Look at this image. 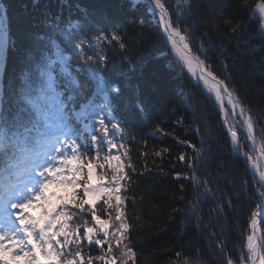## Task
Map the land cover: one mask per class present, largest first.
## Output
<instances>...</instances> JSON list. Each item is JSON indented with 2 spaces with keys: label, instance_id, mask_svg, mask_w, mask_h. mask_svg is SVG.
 <instances>
[{
  "label": "trees",
  "instance_id": "obj_1",
  "mask_svg": "<svg viewBox=\"0 0 264 264\" xmlns=\"http://www.w3.org/2000/svg\"><path fill=\"white\" fill-rule=\"evenodd\" d=\"M57 1L52 6L41 0H0V5L7 8L11 44L3 66L0 96L15 107L16 92L25 69H33L32 78L36 79L35 59L49 47L47 39H39L49 33L43 24L47 14L62 12L66 20L71 18L81 23L88 20L89 25L94 23L109 38L114 28H118L126 49L107 41L103 45L107 57L104 78L119 88L118 93L110 94L114 111L106 116V123L114 117L126 130L123 135L117 133L109 138L117 144L111 154L121 157L128 174L126 182H122L127 189L121 193L126 197L122 210L129 224L128 236L136 253V264H179L178 252L182 258L202 260L204 264H225L226 257L233 264H240L241 253L247 250V236L252 231L253 212L260 202L259 191L263 189L249 174L248 161L231 149L232 143L215 102L183 69L178 56L166 43L148 2ZM164 2L169 12L178 8L177 0ZM258 3L259 0H191L192 15L180 24L182 30L191 29L186 35L192 51L205 61L210 71L224 79L221 60L228 64L229 86L238 89L244 104L256 117L264 109V68L250 63L251 58L264 55V41L250 39L256 37L261 23L260 16L254 12ZM172 20H177L175 14ZM227 21L232 25L240 23L241 30L232 33ZM84 30L89 36L92 34L88 26ZM58 40L61 47L66 44L68 49H73L63 33ZM201 42L208 49L207 56L200 48ZM221 47L227 50L226 55H221ZM66 54L74 66L79 65L72 51ZM87 54L94 55L92 51ZM233 57L238 58L235 63ZM76 71L82 87L70 106L77 111L76 107L91 102L97 110L103 108L104 97L98 92L95 78L80 72L78 67ZM100 115L105 113L101 111ZM95 119L98 121L99 116ZM226 121L229 123L228 115ZM260 129L255 127L258 144L264 142V127ZM192 145L201 152L196 154ZM242 149H249L248 143ZM107 154L106 148L100 152L101 157ZM181 155L184 160L180 159ZM94 156V151L89 152L82 158L83 162L87 164ZM100 163H104L103 159ZM104 173L110 177L107 165L96 169V183L101 182L99 177ZM193 176L199 181L193 180ZM200 181H206V185ZM104 183L107 184V179ZM205 186L212 193L201 196L200 211L187 217L185 212L194 197L204 192ZM107 211L111 210L104 208L102 200L96 202V214L101 219H109ZM84 220L94 226L87 213ZM75 223L83 225L79 214L70 221L72 225ZM261 234L264 236V219ZM81 254L86 264L88 256L93 257L92 264H101L96 257L104 255L99 246L90 247L86 241ZM113 255L118 253L114 251Z\"/></svg>",
  "mask_w": 264,
  "mask_h": 264
},
{
  "label": "snow or ice",
  "instance_id": "obj_2",
  "mask_svg": "<svg viewBox=\"0 0 264 264\" xmlns=\"http://www.w3.org/2000/svg\"><path fill=\"white\" fill-rule=\"evenodd\" d=\"M149 3L154 14L158 10L159 21L164 24L168 39L182 64L198 82H203L226 118L229 111L241 118L240 123L246 129L243 138L245 142L251 140V152L258 150L259 155L242 152L241 137L233 126L229 127L231 143L234 151L242 153L250 163L258 177L257 184L264 188V142H257L251 109L244 104L238 89L234 85L229 86L231 74L227 72L228 64L221 60L225 69V78L221 79L209 70L198 54L193 53L186 35L191 29L182 30L180 27L181 22L192 15L191 0H177L178 8L173 12H169L164 0H149ZM256 8L261 23L256 37L250 39L264 41V0H259ZM173 14L177 16L175 22L172 20ZM7 19V8L0 5V65L6 63L10 45ZM44 22L49 33L39 39H47L49 47L35 59L36 79L32 78L33 69H25L16 92L15 107L0 96V264H17L18 261L25 264H86V258L81 254L85 241L90 247L99 246L104 253L96 257L101 264H117L118 259L119 264H136V253L128 236L129 224L122 210L126 197L121 193L127 190L122 182H126L128 174L121 157L111 154L117 144L109 138L117 133L123 135L126 130L114 117L106 123V116H111L114 111L110 94L118 93L119 88L104 78L107 65L104 41L108 44L118 43L122 50L126 49V45L118 35V28H114L109 38L94 23L89 25L88 20H83V23L71 18L66 20L62 12L47 14ZM227 23L232 33L242 28L240 23ZM84 26L92 29L90 36ZM61 33L68 38L74 50L68 49L66 44L61 47L62 38L58 40ZM200 48L207 56L208 49L204 48L203 42ZM66 51H72L78 57V66L73 65ZM87 51H92L94 55H88ZM220 51L221 55L227 54L223 47ZM29 55L34 56L33 53ZM237 59L233 57V63ZM250 63L264 68V55L259 59L251 58ZM77 67L80 72L95 78L98 92L104 97L103 108L97 110L91 102L82 105L79 111L70 106L82 87ZM225 104L230 108H225ZM101 111L105 113L104 116L100 115ZM96 116H99L98 121ZM90 118L91 123H88ZM105 148L108 154L101 157L100 152ZM192 148L196 154L201 152L196 145H192ZM92 151L95 156L85 164L82 158ZM101 159L103 164L100 163ZM180 159L184 160L185 157L181 155ZM113 161L119 163L113 164ZM105 165L110 169V177L104 173L99 177L101 182L96 183V169H104ZM105 179L107 184L104 183ZM192 179L199 181L195 176ZM200 183L206 185V181ZM54 188L56 191H53ZM60 188L66 189L67 194L61 195ZM211 193L212 190L205 186L204 192L194 197L185 215L195 216L200 211V197ZM259 195L264 200V191H259ZM101 200L104 208L111 210L106 212L108 220L96 214V202ZM37 208L40 209L39 213L34 211ZM85 213L91 217L94 226H89V221L84 220ZM78 214L83 225L70 224ZM255 215L253 213L252 231L247 236V250L242 251L240 264H245V260L248 264H264V236L256 234ZM199 223L200 217L197 216ZM101 235L103 239L99 238ZM114 251L118 256L113 255ZM176 256L179 264H204L202 260L182 258L179 252ZM92 260L93 257L88 256L87 264H92ZM225 264L233 262L226 257Z\"/></svg>",
  "mask_w": 264,
  "mask_h": 264
},
{
  "label": "rangeland",
  "instance_id": "obj_3",
  "mask_svg": "<svg viewBox=\"0 0 264 264\" xmlns=\"http://www.w3.org/2000/svg\"><path fill=\"white\" fill-rule=\"evenodd\" d=\"M254 12H256L255 11V9H254ZM259 13V12H258ZM260 15V14H259ZM260 19H261V17H260ZM175 54H177V53H175ZM178 56V55H177ZM194 81H197L196 79H195V77L194 76H190ZM198 82V81H197ZM203 86V85H202ZM203 91H205V92H207L208 93V90L203 86ZM216 106V109H217V111H219V113H220V117H221V122H224L225 120L223 119L224 118V116H223V111H221V108H220V105H215ZM225 108H230V106H228L227 104H225ZM259 114H261V115H259ZM259 114H256V115H258L257 117L254 115V114H252L253 115V117H254V121H255V127L256 126H258L259 127V129H260V126H262V127H264V109H261V111H260V113ZM228 117H229V123L228 124H226L227 125V127H228V131H226L227 132V137H229V141L231 142V134H230V132H229V127L230 126H233L234 127V129L237 131V133H238V135L241 137V140H240V144H241V149H242V147L244 146V144L245 143H248V145H249V149H242V152H250L252 155H254V156H258L259 155V152H258V150H257V152H251V140H248L247 142H245V140L244 141H242V138L244 137V135H245V131H246V129L241 125V123H240V118H237V117H235L230 111L228 112ZM257 119H259V121H257ZM258 122V123H257ZM227 123V122H226ZM241 130V132H239ZM259 132L260 133H263L262 131H261V129L259 130ZM232 148V150H234V148H233V145L231 146ZM245 148H247V147H245ZM235 153H237L236 151H235ZM240 154V153H239ZM242 154V153H241ZM243 156V155H242ZM243 158L244 159H246L244 156H243ZM262 164H264V161H262ZM247 168H249V174L251 175V177H256V174L253 172V169H252V167H251V165H250V163L248 162V165H247ZM242 177V179L244 180V178H243V176H241ZM256 180L258 179V177H256L255 178ZM263 189V191H264V188H262ZM263 202V200L261 201V203ZM258 208V207H257ZM256 208V209H257ZM255 209V210H256ZM254 210V211H255Z\"/></svg>",
  "mask_w": 264,
  "mask_h": 264
},
{
  "label": "bare ground",
  "instance_id": "obj_4",
  "mask_svg": "<svg viewBox=\"0 0 264 264\" xmlns=\"http://www.w3.org/2000/svg\"><path fill=\"white\" fill-rule=\"evenodd\" d=\"M38 33L39 32H42V31H37ZM166 33V32H165ZM167 34V33H166ZM167 38H168V35H167ZM191 73V72H190ZM192 74V73H191ZM195 77V76H194ZM195 79H196V77H195ZM197 80V79H196ZM202 85H203V82L202 81H199ZM204 86V85H203ZM261 210H262V208L260 207L258 210H257V213H256V217H255V219H256V224H257V219H258V217H259V215H260V212H261ZM256 228V227H255ZM256 234H257V236H260L259 235V233H258V230H257V228H256Z\"/></svg>",
  "mask_w": 264,
  "mask_h": 264
},
{
  "label": "water",
  "instance_id": "obj_5",
  "mask_svg": "<svg viewBox=\"0 0 264 264\" xmlns=\"http://www.w3.org/2000/svg\"><path fill=\"white\" fill-rule=\"evenodd\" d=\"M262 217V215L260 216V218Z\"/></svg>",
  "mask_w": 264,
  "mask_h": 264
}]
</instances>
